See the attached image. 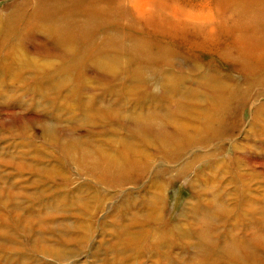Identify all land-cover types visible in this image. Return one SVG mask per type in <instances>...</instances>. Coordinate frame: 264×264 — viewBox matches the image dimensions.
<instances>
[{
	"label": "rangeland",
	"instance_id": "rangeland-1",
	"mask_svg": "<svg viewBox=\"0 0 264 264\" xmlns=\"http://www.w3.org/2000/svg\"><path fill=\"white\" fill-rule=\"evenodd\" d=\"M18 1L0 0V264H264V83L245 76L239 63L231 67L216 51L235 49L236 42L245 48L249 39L260 38L258 32L245 31L236 39L237 7H229L226 40L218 48L211 43L198 46L195 36L146 33L156 37L149 49L168 45L170 54L185 56L183 67L180 61L154 66L142 81L138 78L147 64L141 59L120 56L122 63L106 71L89 54L86 73L81 65L63 79L56 69L70 58L47 52L51 39L45 29L34 34L32 43L31 35L16 41L26 30H21L24 15L42 8L40 0H30L22 15L12 13ZM177 1L201 16L215 6L214 0ZM81 4L104 6L99 0ZM5 16L20 18L6 44L11 34L6 35ZM130 20L120 18L123 24ZM115 35L126 37L119 31ZM229 66L234 67L232 79L221 78L235 89L231 95L237 100L223 104L226 109L230 102L225 114L222 107L215 116L201 111L217 107L208 95L200 106L188 104L200 114L190 106L180 111L190 102L177 105L179 99L174 96V103L166 95L167 85L182 78L184 98L190 100L197 82L210 72L230 75ZM150 113L154 115L147 117ZM197 118L206 124L195 127ZM181 119L191 123L190 136L199 131L191 139L193 146L187 144L182 152L173 146L171 153L164 147L158 150L143 137L155 136L143 122L164 123V135L176 132L181 143L184 136L175 127ZM139 122L138 137L134 131ZM128 141L136 154L126 155ZM102 158H121L126 168L95 172ZM206 208H211L208 218ZM157 222L160 227L153 231ZM204 231L210 244L201 242L199 233ZM243 239L248 241L246 250L240 249ZM228 241L237 244L231 251L222 250ZM193 245L220 250L196 253L188 247Z\"/></svg>",
	"mask_w": 264,
	"mask_h": 264
},
{
	"label": "bare ground",
	"instance_id": "bare-ground-1",
	"mask_svg": "<svg viewBox=\"0 0 264 264\" xmlns=\"http://www.w3.org/2000/svg\"><path fill=\"white\" fill-rule=\"evenodd\" d=\"M29 1L30 0H21L16 2V9H14L15 12L12 13H16V14L20 13V15H22V12L24 10L26 12L28 6H30V5L28 6L26 5ZM82 1L83 0H40V4L42 5L40 12L39 11L37 12V8H36L34 9L35 11L31 15H24V17L22 18L24 27L21 30L24 29L26 30L22 34H20V36H18L17 34L18 38L16 41L20 42L22 40H26V38L29 35H31L30 37H32L31 38L32 39L31 43H32L35 39L34 34L39 33L38 31L41 29H45V34L44 33L43 34L44 35L47 34L48 38L51 39L49 41L50 43L45 48L47 52L53 51L58 56L59 55L67 56L70 58L69 61L62 63V65L56 69L57 74H60L59 76L60 78L64 79L66 76L68 78L71 77L70 75L71 72L77 70L78 67H81V65L84 71V69L89 66L88 62H91L89 61L88 58L89 54L93 55L92 59L94 60V65L99 68H103L106 71L113 70L114 67H116V65H120L122 63L123 59L120 56L131 57V58L136 57L139 60L141 59L140 61L142 62L144 61V63L147 64V67L142 69L143 71L142 75H140V78H138V80H142V81L151 76L150 74L147 75V73L150 70H155L153 69L154 66L155 67L156 66L165 67L166 65L176 66L179 63L178 61H180L179 64L180 66L183 67L184 64H187L185 60V56L180 53L170 54L171 53L170 51L172 50H170V47H167L168 45L160 46L161 48L158 51L149 49L150 45L155 44L156 37L153 38L154 37L153 35L150 34L146 35V33L154 30L156 32L163 33L166 36H173V37L195 36L196 38L195 41L198 46L200 47L206 46L209 43H211V44H215L216 48H218L219 47L218 44L221 43L224 44V41L226 40L225 29L227 24L225 22V17L229 14V7L234 5L237 7V12L233 14L237 16V20L234 23L235 26L238 27V30L235 31L236 39L239 40L240 38L244 37L245 31H248L249 34H256L258 32L260 38L258 40L249 39L246 43L245 48H241L239 42L232 43L235 46V49L232 50L229 49L224 50L221 47H219L216 50L217 55L221 56L224 62L226 63L229 62L230 64H232L230 65L231 67L233 66L234 62L239 63V69L240 71H242V73H244L245 76L258 78L260 79L261 83H264V73H262L264 72V34L262 31V29L264 28V0H214L213 1L215 3L214 10L211 11L208 15H204V16H201L200 15L201 13H193L191 11L184 9L182 6L179 5L177 0H99L102 2L104 6L102 7L98 6L94 8L87 7V4L86 5L81 4ZM261 3L262 6L260 7ZM207 11L208 10H206L205 12ZM88 12L92 13L93 15H88L89 14ZM5 17H6L5 28L7 31L6 35L11 34L6 39L5 41L6 44V42L13 35L12 30L17 29V27L15 26L16 20L18 21V19L20 18L18 17V19H14L11 18L10 16H5ZM123 17L125 18L128 17V19L129 17H131L132 20H130V22L127 24H123L122 22H120V18L122 19ZM253 28L256 29L252 30ZM117 31L123 33L126 37L125 38L117 37L115 35ZM27 41L29 42V40ZM122 51H126L125 55L123 54ZM174 63L177 64L175 65ZM237 65L238 64H236V66ZM230 66L228 69L230 75H227L228 77L223 75V73L221 72H212V73L210 72L204 78L203 81H201L200 83L197 82V88L194 90L195 95L191 96L192 99L190 100L184 98L185 97L184 94L186 93L185 91L187 90L182 88L183 83L186 82V80H182V78L179 80V83L177 85L176 84L172 85L171 83L170 85L169 84L167 85L166 95L172 96V98L169 96L172 99L171 102H174L175 97H176L175 99H179V100H175L177 105L181 104V102L183 104V101L190 102L183 104L186 107L181 108L180 111H188L187 107L190 106V105L188 106V104L196 103L200 106L205 102V100L207 101L206 95H208L209 98L215 100L212 102L213 105L214 106L217 105V107L212 106L210 108L211 111L206 108L201 111L204 112L205 114L211 113L213 114V116L218 115L219 112L218 109L221 108L224 103L228 102V100L230 101L231 99H233L231 94L234 92L233 90L235 89L226 86L227 82L223 80L224 78H221L224 76L227 79H232L233 76L232 69L234 67L231 68ZM133 73L134 72H131L132 76H135V74ZM167 73L169 74L170 72L167 71ZM107 76H108V72H107ZM187 82L191 83L192 81L187 80ZM239 85L240 84H238V86ZM164 86H166L165 83ZM236 100L237 99H233L231 100V102L235 103ZM145 103H147V101ZM234 103H233V107H234ZM178 108L180 107L175 108L176 111H178ZM229 108H230V102H229V106L226 109H223L222 107L220 112L225 114L229 110ZM190 109L196 112V114L197 113L200 114L199 113L200 110L193 108L191 106ZM214 110L217 111L214 112ZM150 112H152V110ZM168 114L169 113H167V115ZM152 115H154V113L153 114L150 113L149 116L148 115L146 116L151 117ZM165 120H160V121L165 122ZM193 122H195L196 126L192 123L195 127H197L200 124H206L203 122L202 118H197ZM190 125H191L190 122L182 119L181 121L179 120V122L175 123V127L176 129H178L177 130L178 133L182 134L181 135L182 137L184 136L185 139L184 141H186L185 144L183 143L184 141L178 143L177 136L179 135L176 134V132L175 134L164 135V132L166 131V126L164 123L156 125L150 121L143 122L142 126H144V128L147 127L145 129H148L151 132L153 131L155 132V136L152 138L150 137L149 134H146L143 137L146 140H149L147 142H149L150 145L152 144L151 141L153 143L155 142L157 144L158 150L159 149L162 150V148L164 147L163 149L166 151V153H171L172 150L169 149H171L170 147L173 146L175 149L177 148L176 150L177 152H182L183 150H185L187 144L191 145L193 143V141L191 140L192 137H197L199 135L198 130L195 131L192 130L193 134L190 136V131L188 129ZM140 126L141 123L139 122L138 124H136L135 127L137 128H135L134 131L138 137L140 135L138 129ZM133 141L134 140H132V142ZM128 142L130 143L131 141ZM128 142L126 148L128 149L129 153H126V155H131L133 153L136 154L137 152L134 146L131 144L132 142L130 144ZM67 146L69 147V145ZM69 149L71 148L69 147ZM118 155H120L121 158L124 157L123 154H118ZM118 155H116V157ZM121 158H118L116 160L102 158V162H100L102 165L97 164L96 166H94L92 170H94L95 172L105 171L107 173L108 172L111 173L110 171L112 169L116 170L117 172L121 171L124 168H126L124 166H121L120 163ZM134 160L135 161L133 162V164L140 166L139 164L141 163L140 162L138 163L139 160L138 159L137 160L134 159ZM144 165H147V163H145ZM141 169L143 170L144 168H142L141 166ZM156 198H158V196ZM198 205L200 207L202 206L201 204ZM210 207L213 208V205ZM207 209L208 208L205 209L206 210V213L204 214L205 218L210 217V209H208V211ZM212 225L213 224H211V226ZM153 226H155L156 228V229L152 228L153 231H158L157 229L158 227H160V224L158 222L153 223L152 227ZM143 230L145 231V229ZM199 234L201 236L200 238L201 240L206 239L203 236L207 235V231H204L203 233H199ZM155 237L157 239H160L161 241L162 238L161 235L156 234ZM201 242L210 244L209 240H204ZM216 243L220 245L219 242ZM247 243H248L247 240L245 239L241 240L240 249L246 250L248 246ZM236 244L237 242L226 243L222 247V250L231 251L230 249H232V247ZM188 247L193 248L192 252L194 251L196 253H202V254L206 253L207 250H209L207 247L199 246V245H193ZM217 249L219 248L217 247L215 250H209V251L214 253L216 252ZM233 258L236 259L235 257Z\"/></svg>",
	"mask_w": 264,
	"mask_h": 264
}]
</instances>
